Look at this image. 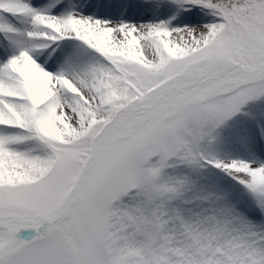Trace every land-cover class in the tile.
Returning <instances> with one entry per match:
<instances>
[{
  "label": "snow or ice",
  "instance_id": "obj_1",
  "mask_svg": "<svg viewBox=\"0 0 264 264\" xmlns=\"http://www.w3.org/2000/svg\"><path fill=\"white\" fill-rule=\"evenodd\" d=\"M171 3L0 0V264H264V0Z\"/></svg>",
  "mask_w": 264,
  "mask_h": 264
},
{
  "label": "rangeland",
  "instance_id": "obj_2",
  "mask_svg": "<svg viewBox=\"0 0 264 264\" xmlns=\"http://www.w3.org/2000/svg\"><path fill=\"white\" fill-rule=\"evenodd\" d=\"M125 3H130L129 10L125 13L124 18L132 20L133 22H146L156 18L159 19H170L173 15L176 16L175 20L172 21L174 26H183L184 24H194L198 22H207L204 13L198 9H191L190 12H185L171 3V0H158L161 4L158 10H154L151 6H144L145 10L141 14L137 9L140 7L139 4L133 2V0H125ZM111 15L106 13L105 10H101V16Z\"/></svg>",
  "mask_w": 264,
  "mask_h": 264
}]
</instances>
